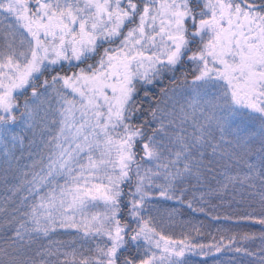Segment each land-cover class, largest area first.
Listing matches in <instances>:
<instances>
[{
  "label": "snow or ice",
  "instance_id": "1",
  "mask_svg": "<svg viewBox=\"0 0 264 264\" xmlns=\"http://www.w3.org/2000/svg\"><path fill=\"white\" fill-rule=\"evenodd\" d=\"M178 72L192 113H145L139 92ZM0 155V264H264V232L260 255L250 232L176 239L180 209L160 206L205 212L190 190L220 176L259 188L262 215L241 219L264 226V0H0Z\"/></svg>",
  "mask_w": 264,
  "mask_h": 264
},
{
  "label": "trees",
  "instance_id": "2",
  "mask_svg": "<svg viewBox=\"0 0 264 264\" xmlns=\"http://www.w3.org/2000/svg\"><path fill=\"white\" fill-rule=\"evenodd\" d=\"M149 96L145 97L143 89L139 92L138 98L143 101L145 113L148 106L155 105L157 101L161 102V107H165L163 101H167L166 107L168 111H175L177 117L181 115L180 107L184 105L185 110L188 113H192V109L187 106V86L183 83L181 74L178 72L176 78H173L171 73L165 74L159 80L154 81L151 86H148ZM171 97V98H170ZM23 101H21L22 103ZM52 106H56V98L52 97ZM195 117L199 122L203 123L204 119L201 113L197 111ZM179 123V120H177ZM191 123V119L189 120ZM30 133L26 134L24 139V146H16L14 149L15 155L23 158L20 159V165L29 162L28 158V144ZM217 140L219 137L217 136ZM222 150H231V146L227 143L221 142ZM33 150H35L33 148ZM3 164V157L0 155V196L7 195L5 182L2 177L5 175ZM239 171L241 174L246 169L241 165L238 169H230L231 174L235 175ZM223 177L217 176L216 179L209 177L208 182L190 191H195L196 200L193 201L198 207H203L205 212H192L187 209L186 206H180L172 201H161V211L164 209L179 208L180 212L172 221H167V227L165 232L172 235L176 239H180L182 234H188L192 242H199L203 244H210L213 242L212 237L215 236L217 240L223 237L236 235L239 240L245 232L254 233V238L251 240L243 241L242 246L248 248L250 251L260 255V249L262 246L261 233L264 232V226L260 224L252 223L251 221L241 219L246 214L251 213L254 217L262 215L261 208L258 203V197L250 196L249 192L258 191L257 189H248L246 185H229L224 191H216L220 186L217 184V180H222ZM13 174L8 173V183H12ZM258 183V182H257ZM203 196V200L200 197ZM188 199H191L189 193ZM11 207V205L9 206ZM213 216H219L220 219H213ZM227 216L229 219H224ZM190 222V223H189ZM193 226L200 229V233L197 234L193 230ZM60 239H66V234H61ZM227 242V241H225ZM191 264H257L255 257L245 256L235 252H222L213 256H190Z\"/></svg>",
  "mask_w": 264,
  "mask_h": 264
},
{
  "label": "rangeland",
  "instance_id": "3",
  "mask_svg": "<svg viewBox=\"0 0 264 264\" xmlns=\"http://www.w3.org/2000/svg\"><path fill=\"white\" fill-rule=\"evenodd\" d=\"M69 98H71V96H70ZM170 98H171V97H170Z\"/></svg>",
  "mask_w": 264,
  "mask_h": 264
}]
</instances>
